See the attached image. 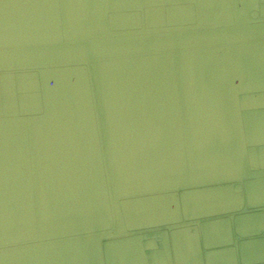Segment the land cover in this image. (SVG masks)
I'll return each mask as SVG.
<instances>
[{
  "label": "water",
  "instance_id": "obj_1",
  "mask_svg": "<svg viewBox=\"0 0 264 264\" xmlns=\"http://www.w3.org/2000/svg\"><path fill=\"white\" fill-rule=\"evenodd\" d=\"M0 264H264V0H0Z\"/></svg>",
  "mask_w": 264,
  "mask_h": 264
}]
</instances>
